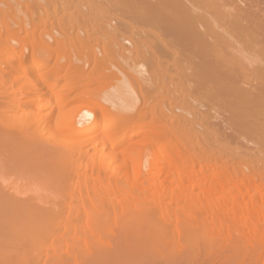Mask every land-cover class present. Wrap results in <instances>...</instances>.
I'll use <instances>...</instances> for the list:
<instances>
[{
  "label": "bare ground",
  "instance_id": "6f19581e",
  "mask_svg": "<svg viewBox=\"0 0 264 264\" xmlns=\"http://www.w3.org/2000/svg\"><path fill=\"white\" fill-rule=\"evenodd\" d=\"M248 1L0 0V110L6 108L0 113V179L15 176L23 190L10 202L1 198L0 182V211L10 216L23 249L15 264H39L29 254L36 240L49 242L50 251L58 242L51 229L63 207L54 212L41 202L43 176L50 160L76 141L88 150L59 163L55 177L92 207L94 259L179 264L192 244L217 231L244 257L260 251L264 205L256 210L254 198L264 190V121L257 119H264V62L250 66L256 71L250 74L243 65H252L248 49L255 38L245 45L235 35L251 21L243 15L252 7ZM224 26L239 31L235 39ZM10 68L17 74L8 77ZM19 94L34 100L23 103ZM227 99L241 102L242 110H234L241 125H229L232 110L218 117L221 123L210 115L215 104L216 112L229 110ZM43 100L50 108L37 106ZM224 124L244 131L246 147H231ZM73 158L83 168L73 166ZM125 187L116 214L115 198ZM205 218L215 231L201 228ZM110 222L112 245L108 239L103 246L101 232ZM73 253L61 254L66 261L79 255Z\"/></svg>",
  "mask_w": 264,
  "mask_h": 264
},
{
  "label": "rangeland",
  "instance_id": "374dc122",
  "mask_svg": "<svg viewBox=\"0 0 264 264\" xmlns=\"http://www.w3.org/2000/svg\"><path fill=\"white\" fill-rule=\"evenodd\" d=\"M251 1H253L252 3H250V4H252V7L249 10L245 9L246 12L245 11L243 12V15L247 16L246 18L251 20V21H249L250 24L249 23L248 24L245 23V24H243V26L241 25V27H244L245 30H244V28L240 29L239 27L237 29H239V31L243 29L242 31L243 32L246 31L245 33H247V30H249L248 34H249L250 31L253 34L251 32H250L249 35L247 34L248 36L245 34L246 35V38H245V37H242L243 35L240 36L242 34V31H240L241 34L238 33V35L237 34H235V35H236V41H238V42L239 41L244 42L243 40H248L247 41V43H248L249 40H251L249 42V44L253 43L252 47L249 46L251 48V51L249 50L250 48L248 49V51L251 53L250 54L251 57H249L250 55H248L249 58L247 57L252 62V65L251 64L243 65L245 67L247 66L248 68H250V70L247 68L248 69L247 71L248 72L250 71V74L251 73L253 74L255 67L258 66L259 64H261L262 62H264V32H263L264 31V25L263 24L259 25V23L257 21L258 19L256 20L257 16H259L260 18L261 17L264 18V0H251ZM251 1L249 0L248 2H251ZM110 11L112 12V10H110ZM251 15L255 18V19L253 18V20H254L253 22H257L258 23V24L255 23V24L258 25V27L257 26L255 27V25L253 26L254 23L252 22ZM249 16H250V18H249ZM246 25H248V28H253V27L254 28L253 29H248L247 27H245ZM249 25H251V26H249ZM262 25H263V27H262ZM228 27L229 26H227V29H228ZM223 28H225V26ZM229 29H231L229 31L233 32L232 34L231 33L229 34L230 36H232V35L234 36V33L238 31L236 28H235L236 30H234V27H232V26L229 27ZM225 31L229 32V31L226 30V28H225ZM221 33L222 32H220V33L217 32L216 35H218V34L221 35ZM223 34L226 37V33L223 32ZM233 36H232V38L235 39V37H233ZM238 36L242 37V38H239ZM221 37H218V38L220 39ZM252 37L257 39V40L253 39L254 42H252ZM164 38H166V37H164ZM237 38H239L241 40H237ZM170 39L172 40V37ZM245 42L243 44H245ZM247 47H248V44H247ZM243 48H244V45H243ZM248 51H246L247 54H249ZM259 60H260V62H259ZM254 61H256V64H255ZM10 64H11V62H10ZM244 64H248V63L244 62ZM263 64L264 63H262V65ZM250 66L252 68H254V69H252ZM243 69H244V67H243ZM9 71H6V72H9L8 73V77H12L14 74L15 75L17 74V71L15 69H13V68H10ZM251 79H252V77H251ZM240 85L244 86L245 84H240ZM253 85H254V83H253ZM246 86L243 87L244 90H246V88H248ZM249 88H248L247 92L250 91L251 88L250 89ZM237 90L238 89H236V93L239 94L240 92L237 91ZM251 90H252L251 93L255 92V94H256V91H255L256 89L255 90L251 89ZM12 91L16 92L17 90L13 89ZM1 92H2V90H0V94H2ZM18 96L22 97L23 95L19 94ZM247 96H249V95H247ZM249 97H252V96H249ZM249 97H248V99H250ZM20 99H21L20 101L24 103L27 100L33 99V98L32 97L28 98V96L24 98V96H23ZM81 99L73 100L74 102L72 101L70 103L71 104H75V103H80L81 101H84L83 98H81ZM232 100L233 99H231V100L227 99V101L224 100L226 104L228 103V105L226 107L229 106L230 107L229 110L227 108H225L224 106L223 107H219L220 110L217 109V112L220 113V114H218L214 107L217 106L216 108H218L219 105L215 104L216 106L211 108L212 111H210L211 112L210 115L212 117H216L217 116L216 119L219 120L218 117H221V118L223 117L224 118L225 115L229 116V115H231L233 113L235 117L232 118V120H230L231 123H229V125L231 124V126H232V123H233V126H235V123L236 124L238 123V124L241 125L240 122H242V120L240 122H238L239 119H240V116L239 117L236 116L237 114H235V112H237L238 110L241 111L243 107H242V105L239 106L241 104L240 101H239L240 102V104H239V102H236V100H234L235 104H236L235 105V104H233L234 101H232ZM228 101L229 102L232 101L233 103L232 102L229 103ZM38 105H40V106L43 105L41 107L42 110H44L46 108H50V104H47V102H45V100L38 102L37 106ZM0 106H4V104H0ZM237 106H239V107H237ZM8 108H10V107H8ZM211 109H209V110H211ZM213 109L215 110L216 113H214ZM3 110H6V108L1 109L0 113ZM230 110H232V113H230L231 112ZM234 110H237V111H234ZM33 111L36 112L37 111L36 108H35V110L33 109ZM228 111H229L230 114H228ZM219 115H221V116H219ZM261 117H259L257 119H259L260 121L261 120L264 121V119H262ZM217 120H216V122H217ZM218 123H221V120H219ZM225 124L223 125V127L221 125V127L224 128V126H225V128H226V129L225 128L223 129L224 130L223 132H225L226 136L229 138L231 147L233 146L232 148H235L236 145L241 146L242 149H243V147H246V145L242 142L243 141L242 139L244 138V135H245L244 131L242 129H240L241 131L238 130V131H234L235 133H233L230 130H227V126L226 125H228V124H226V125ZM51 127H52V125H51ZM239 127L241 128V126H239ZM228 128H230V127H228ZM51 134H52L51 132L48 133L49 137L52 136ZM262 141H263V139L259 140V142H261V143L257 142L258 145L262 146L264 144V141H263V144H262ZM75 143H76V147L75 148H67V149H65V151H64V153L62 155L57 157V159H51L50 160V162H49V164L47 166L46 172H45V174L43 176L44 177L43 186L45 188L42 187L43 188V189L41 188L42 189L41 190L42 193L40 192L41 195H42V196L40 195V197H43V199L41 198L42 200L40 199L41 202L44 200V203H46L45 205H47L52 210L55 209L54 212L56 211V209L63 207L62 211L60 212L59 220H57V222L55 223L54 227L51 229V231H56V238L58 239V242H56L54 244V248L52 247L53 250L51 249V251H50L48 249V247L51 248L48 245L49 242L45 243L41 239H38V240H36L35 243L33 242L32 249L30 248V250H32V251L30 252L28 250L29 254L31 253L30 255H32L35 258L39 257L40 258L39 264H117L115 261L110 260V259H101V258L94 259L93 257L90 256L89 252H92L93 250H95L96 247L99 246V245L95 244V242L92 243V239L93 238L91 239V236H90V234L92 232H94L95 229L97 228V227L94 228V223H93L94 214H93L92 207L87 205L86 197H81V198H77L76 197L75 189H73L72 186H69L67 184H63L62 182L59 183L56 180L55 169L57 168V165L59 163L67 161L69 159V156L72 153L84 152V151L88 150V148H89V145L86 144V143L85 144H81L80 141H78V142L76 141ZM77 145H80V146H77ZM76 148H79V149H76ZM236 148H237V146H236ZM70 162H71V164L73 166H76V167H79V168H83L82 160H78L76 158H73ZM108 172H110V171H108ZM85 173H86L87 176H89L91 174V168L89 166L86 167V172ZM81 177H83V176H81ZM0 182L2 183L1 188L3 189V192L6 193V194L2 193L1 198H5L6 197V198H8V200H10V202H12V201L15 200V198L18 197V195H21V193L19 194V192H22L23 190L21 191L20 189H22V188H20V186L18 187L19 180H18L17 177H15V176H5L4 178L0 179ZM16 182H18V183L16 184ZM126 193H127V187L124 188V190L122 191L120 196H117L115 198L116 199V204H115L114 209H115L116 214H118L121 211V209L124 207V202H125V199H126L125 198ZM3 195L5 197H3ZM263 195H264V190L262 191V196ZM227 196H229V194H227ZM262 196H257L256 195V197H255L256 199L254 198V200L256 201L255 203H257L255 205L256 206V210H258L257 207L259 208V205H262V206L264 205V204H262L264 202L263 201L264 198H262ZM249 201H246V205H244L245 207H248ZM258 201L261 202V203H259ZM250 202H251V206H253L254 204H252V203H254V202L252 200ZM47 206H45V207L47 208ZM255 206L253 208H255ZM245 207H243V209ZM11 208H12V206H11ZM11 208H10V210L12 211ZM5 213H6V211H3V210L0 211V264H15L14 263L15 259H16L15 257H17L18 253L21 252L23 249H20V248H22V245L19 243V241L17 242V240H16V236H15V233H14L15 229H14V225H13V222H12L10 216L7 219H4V217H7V213L6 214ZM9 213H10V211H9ZM3 214H5L6 216L4 215V217H3ZM11 214H9V215H11ZM259 219L262 220L261 217L258 218V220ZM202 221H206V223L204 222L205 224L202 223L204 226L201 224ZM202 221L199 222L201 224V226H202V227L199 226V228L201 227L203 229V227H204L203 230H207V228L209 227V225L207 224V221L210 223L209 218H205ZM110 224H111L110 226H107V227L104 226L105 230H103L104 227H102L103 229L102 228L101 229L103 231L102 232L100 231L102 237H104V238H102V242L104 243L103 246H105L107 241H109L112 238L111 237V233L115 232L114 231L115 228H114L112 222H110ZM107 225H108V223H107ZM205 225H206V229H205ZM215 226H216V224L214 225V229L216 227H218V226H216V227ZM197 227H198V225H197ZM193 228H195V226ZM201 228H200V230H201ZM212 229H213V227L211 229L208 228V231L210 232V231H212ZM97 230H99V228ZM194 231H195V229H194ZM197 231H199V229H197ZM201 232H203L202 234H204V231H201ZM213 233L214 234H213V236L210 239H207V240L204 239V240L199 241L197 244H192L191 248H189L190 245H188L187 247L189 248V255L187 254V257L185 256L186 258H184L182 261H180L179 264H264V254L262 253L263 250H264V239H262L263 242L261 244H257V247L259 248L260 251L256 255H254L253 257H244L240 253H238L236 251H233L231 249L230 243L225 242L223 240L222 233L220 231L213 232ZM112 235H113V233H112ZM76 240H78V243L76 242ZM112 240H110L109 244H111ZM233 242H235V238L232 239V243ZM92 244H94L95 246L97 245V246L95 247ZM101 245H102V243H101ZM175 247H176V245H175ZM175 247L173 245H171V249L173 250V248H174L173 251H176V250H181L182 251L181 248L183 246L182 247L179 246V248H175ZM245 247H248L247 243L245 244ZM168 248H170V247H168ZM72 251H75V253H78L79 255L76 256L77 254L75 255V253H73L71 255V257L73 255H75L76 258H75V256L72 257L73 259L72 258L71 259L68 258L67 259L68 261L66 260L67 261L66 262L64 255L66 253H68V252L72 253ZM167 251H168V249H167ZM43 253H44V255H43ZM61 253L64 254V255H62ZM36 254L37 255L39 254L40 256H36ZM54 255H57V256L61 255V259L62 260L60 259L59 263L56 262V261H58L60 256H59V258L56 256L57 260H55L56 258H55ZM68 256L70 257V255H68ZM128 260L131 261L132 258L128 259ZM130 261H128V262L126 261L127 263H125V264H128V263L129 264H133V261H131V262Z\"/></svg>",
  "mask_w": 264,
  "mask_h": 264
}]
</instances>
